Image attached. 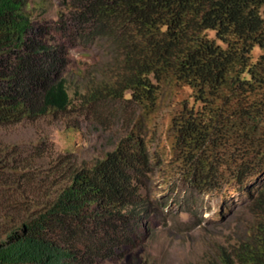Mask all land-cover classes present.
Returning a JSON list of instances; mask_svg holds the SVG:
<instances>
[{"label":"trees","instance_id":"obj_1","mask_svg":"<svg viewBox=\"0 0 264 264\" xmlns=\"http://www.w3.org/2000/svg\"><path fill=\"white\" fill-rule=\"evenodd\" d=\"M27 2L0 0V129L59 118L64 138L0 139V264H158L126 252L152 230L145 186L157 165L192 190L244 195L241 232L198 264H264V0H62L55 30ZM76 42L102 55L73 83L64 69ZM180 86L192 92L161 153L149 134ZM83 118L123 133L85 159Z\"/></svg>","mask_w":264,"mask_h":264},{"label":"rangeland","instance_id":"obj_2","mask_svg":"<svg viewBox=\"0 0 264 264\" xmlns=\"http://www.w3.org/2000/svg\"><path fill=\"white\" fill-rule=\"evenodd\" d=\"M27 9L32 18L47 28L55 30L66 8L62 0H28ZM214 33L212 32L211 35ZM51 42H58L56 32L51 33ZM261 49H254L255 58ZM102 49L97 44L86 45L76 42L69 46V63L64 74L71 82H80L91 65L100 59ZM192 90L188 86L173 87L165 92L159 111L155 114L156 135L150 132L152 149L162 153L169 150L167 130L170 117L179 102L189 98ZM121 106L120 103H117ZM114 105L105 107L110 111ZM105 114L108 113L105 111ZM83 137H76L79 143L78 155L92 159L112 147V134L121 132L116 120L110 126L99 129L82 119ZM62 120L59 118H39L25 120L0 129L3 143H16L33 147L38 140L48 146L60 147L63 142ZM146 192L152 204V230L137 249L126 250L127 257L135 253L151 258L158 264H198L207 254L214 252L219 244H226L231 237L241 232L243 226L236 210L239 208L243 193L233 192L227 196H217L192 190L183 181L171 176L163 165L154 167L146 183ZM103 264H119V260L108 259Z\"/></svg>","mask_w":264,"mask_h":264}]
</instances>
